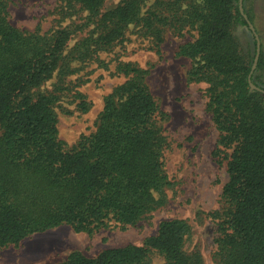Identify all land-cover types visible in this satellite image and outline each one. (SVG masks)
<instances>
[{"label":"trees","instance_id":"trees-1","mask_svg":"<svg viewBox=\"0 0 264 264\" xmlns=\"http://www.w3.org/2000/svg\"><path fill=\"white\" fill-rule=\"evenodd\" d=\"M109 1L63 0L56 27L42 34L15 27L8 1L0 0V252L62 226L91 235L110 225L126 230L165 204L173 185L169 115L149 85V70L119 60L115 74L125 81L105 98L95 132L73 145L60 137L63 92L74 94L79 112L90 110L68 81L77 65L108 68L102 54L123 45L133 26L158 53L168 32H197L177 55L193 62L189 82L209 85L207 108L219 132L214 155L227 152L228 180L211 213L218 226L214 258L264 264V26L254 0ZM191 235L187 221L166 220L143 245L93 257L73 251L56 264H153L155 255L163 264H205L199 246L187 248Z\"/></svg>","mask_w":264,"mask_h":264},{"label":"rangeland","instance_id":"rangeland-1","mask_svg":"<svg viewBox=\"0 0 264 264\" xmlns=\"http://www.w3.org/2000/svg\"><path fill=\"white\" fill-rule=\"evenodd\" d=\"M11 23L20 29L41 33L50 32L57 25L58 11L63 0H7ZM121 0H110L113 6ZM152 1L147 2V7ZM257 24L264 26V0L253 1ZM145 7L144 11L147 9ZM262 38L264 41V27ZM197 32L186 30L183 36L168 32L157 52L150 40L140 36L135 27L127 31L123 45L113 53H103L108 63L103 68L93 62L78 64L79 71L68 79L78 87L90 104L87 113L76 108L74 94H61L59 114L60 137L68 144H75L82 135L96 130V123L104 109L105 98L125 81L115 74L119 60L132 61L149 70V85L165 112V134L170 142L166 152V168L173 185L166 190L165 204L153 212L149 219L126 230L110 225L93 235L77 233L70 226H62L35 234L17 246L0 252V264H56L73 251L96 256L106 248L143 245L148 237L157 233L161 222L172 219L187 221L192 235L187 248L200 247L205 264H216L214 254L218 238L217 221L211 213L221 206L223 186L228 180L227 152L219 157L217 149L219 132L208 111V87L204 82H189L187 73L192 60L177 55L179 47L195 40ZM56 79L48 83L52 90ZM153 264H163L154 256Z\"/></svg>","mask_w":264,"mask_h":264},{"label":"water","instance_id":"water-1","mask_svg":"<svg viewBox=\"0 0 264 264\" xmlns=\"http://www.w3.org/2000/svg\"><path fill=\"white\" fill-rule=\"evenodd\" d=\"M252 89H256V86L254 84H251Z\"/></svg>","mask_w":264,"mask_h":264},{"label":"crops","instance_id":"crops-1","mask_svg":"<svg viewBox=\"0 0 264 264\" xmlns=\"http://www.w3.org/2000/svg\"><path fill=\"white\" fill-rule=\"evenodd\" d=\"M54 230V229H53ZM49 231H51V230H49ZM38 234H41V233H38Z\"/></svg>","mask_w":264,"mask_h":264}]
</instances>
